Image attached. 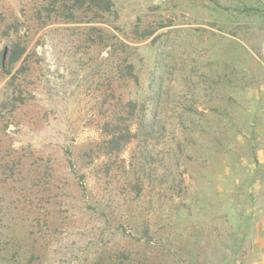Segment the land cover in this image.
I'll return each mask as SVG.
<instances>
[{
    "label": "rangeland",
    "instance_id": "1",
    "mask_svg": "<svg viewBox=\"0 0 264 264\" xmlns=\"http://www.w3.org/2000/svg\"><path fill=\"white\" fill-rule=\"evenodd\" d=\"M109 1L0 0V264H264V0Z\"/></svg>",
    "mask_w": 264,
    "mask_h": 264
},
{
    "label": "trees",
    "instance_id": "2",
    "mask_svg": "<svg viewBox=\"0 0 264 264\" xmlns=\"http://www.w3.org/2000/svg\"><path fill=\"white\" fill-rule=\"evenodd\" d=\"M86 2L91 7L93 6L94 8H99V9L102 8L105 11H109L112 8L111 2L109 0H73V4H74L73 6L74 8H77L79 10L85 6ZM18 47H19L18 45L14 46V52L11 59L12 64L17 63L20 60L21 52L18 49Z\"/></svg>",
    "mask_w": 264,
    "mask_h": 264
}]
</instances>
